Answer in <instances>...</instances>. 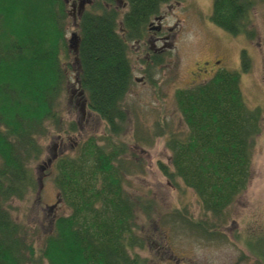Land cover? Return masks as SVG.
Masks as SVG:
<instances>
[{
  "label": "trees",
  "instance_id": "1",
  "mask_svg": "<svg viewBox=\"0 0 264 264\" xmlns=\"http://www.w3.org/2000/svg\"><path fill=\"white\" fill-rule=\"evenodd\" d=\"M104 1L110 0H94L78 18L74 55L66 37L65 0H0V264H141L131 252L136 238L128 239L136 229L131 220L138 198L123 189L121 162L111 165L120 151L111 142L122 132L120 103L132 81L129 43L143 36L170 0H126L123 16ZM212 3V22L231 34L247 31L243 21L250 0ZM62 56L67 65L62 66ZM248 68L243 53L241 70ZM73 69L86 108L108 127L101 145L87 140L77 154L53 160L54 181L69 212L53 219L35 259L33 243L7 201L36 187L28 164L43 149L35 136L60 128L61 99ZM175 98L185 131L168 132L170 162H159V168L173 186L193 189L203 209L220 216L249 184L261 109L244 102L240 72L223 69L177 90ZM151 203L143 202L142 211L151 210Z\"/></svg>",
  "mask_w": 264,
  "mask_h": 264
},
{
  "label": "rangeland",
  "instance_id": "2",
  "mask_svg": "<svg viewBox=\"0 0 264 264\" xmlns=\"http://www.w3.org/2000/svg\"><path fill=\"white\" fill-rule=\"evenodd\" d=\"M250 1L243 21L245 33L231 34L212 22V0H170L159 11L166 14L164 25L172 27L166 33L169 39L164 51L147 58L151 45L146 41L151 34L147 26L142 37L129 43L132 81L120 103L125 117L119 123L120 136H113L115 142H111L120 146L111 165L118 167L116 161L121 162L126 171L123 189L132 200L138 198V210L131 220L136 229L128 239L136 238L131 252L141 264H264V0ZM65 3L69 46L77 19L73 21L71 15V0ZM116 4L111 6L119 7L123 16L127 7L123 8L122 2ZM118 24L122 25L121 20ZM143 37L144 41H136ZM243 53L249 62L247 72L241 70ZM67 60L62 56V66ZM222 69L240 72L244 102L250 108L259 107L262 119L249 184L217 216L203 209L193 189L173 186L159 162H170L168 132L185 131L176 91L205 81ZM75 72L69 71L61 99L60 128L35 136L43 149L38 159L33 157L28 164L36 187H29L23 198L7 201L10 214L25 227L28 243H33L35 259L41 257L40 246L53 227V219L69 212L54 181L53 160L77 154L87 140L95 139L101 145L100 137L108 127L88 108L81 113ZM149 201L151 210L145 213L142 203ZM199 222L204 230L202 224L197 227Z\"/></svg>",
  "mask_w": 264,
  "mask_h": 264
},
{
  "label": "flooded vegetation",
  "instance_id": "3",
  "mask_svg": "<svg viewBox=\"0 0 264 264\" xmlns=\"http://www.w3.org/2000/svg\"><path fill=\"white\" fill-rule=\"evenodd\" d=\"M94 0H71L70 6H71V15L73 16V21L82 15L83 12L86 11V9L93 4ZM105 2V1H104ZM108 2V3H107ZM105 2L106 5L111 6L112 4L117 5L116 3L122 2L121 6L128 8V3L126 0H110ZM114 5V6H115ZM113 6V5H112ZM118 6V5H117ZM119 8V7H115ZM166 14L165 12H160L159 14L155 15L153 19H151L147 24V31H149V37L146 41H148L150 45V49L147 51V58L150 59L152 56H157L159 53H162L165 49V47L168 45V39L169 35L166 33L171 31L172 27L164 25ZM154 23H157L154 25ZM77 24V22H76ZM145 36V35H144ZM136 41H144V37L142 39H138ZM153 55H150L151 52ZM77 96L79 97V104H80V111L81 113L84 112V109L86 108L85 100L82 99V93L77 90ZM83 107V109H82ZM89 113H91L89 111ZM86 115V113H85Z\"/></svg>",
  "mask_w": 264,
  "mask_h": 264
},
{
  "label": "water",
  "instance_id": "4",
  "mask_svg": "<svg viewBox=\"0 0 264 264\" xmlns=\"http://www.w3.org/2000/svg\"><path fill=\"white\" fill-rule=\"evenodd\" d=\"M69 47L72 49V51L74 53L77 52V49H78V35L75 32H73L71 34V37L69 39Z\"/></svg>",
  "mask_w": 264,
  "mask_h": 264
}]
</instances>
